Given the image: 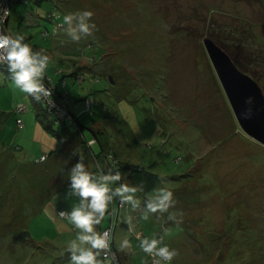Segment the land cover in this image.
I'll return each instance as SVG.
<instances>
[{
	"label": "rangeland",
	"instance_id": "374dc122",
	"mask_svg": "<svg viewBox=\"0 0 264 264\" xmlns=\"http://www.w3.org/2000/svg\"><path fill=\"white\" fill-rule=\"evenodd\" d=\"M52 11L62 24L68 13L93 12V35L73 42L62 27L51 33ZM8 31L50 57L46 75L65 77L72 113L88 99L93 115L81 114L78 129L38 116L0 67V264H69L78 230L57 211L78 202L67 196L68 174L81 156L98 176L91 153L131 164L124 183L143 189L114 231L123 264H148L134 232H161L179 252L168 264H264V146L239 128L202 43L212 36L237 54L264 93V0H16ZM18 105L28 110L19 115ZM41 154L47 160L35 164ZM159 188L173 192L179 225L169 213L143 218Z\"/></svg>",
	"mask_w": 264,
	"mask_h": 264
},
{
	"label": "clouds",
	"instance_id": "9594fccd",
	"mask_svg": "<svg viewBox=\"0 0 264 264\" xmlns=\"http://www.w3.org/2000/svg\"><path fill=\"white\" fill-rule=\"evenodd\" d=\"M93 15L91 11L68 13L64 15L61 27L73 42H79L82 38L93 35L96 25L89 23ZM49 63L50 57L42 51H34L25 42L23 35L0 32V64L7 66L15 87L38 103L48 100L52 94L51 89L46 88L44 84ZM68 176L70 190L67 196L76 198L78 202L71 207V211H61L58 216L61 219L66 218L78 230L75 239L67 245L69 264H113L115 256L112 253L111 234L107 231L98 232L95 226L101 224L109 205L117 198L121 206L128 204L133 209L138 208L140 200L136 198V193L143 190L142 187L128 183H119L118 187H112L122 180L121 171L109 169L99 176H94L87 170L82 156L71 168ZM154 191L155 195L148 198L144 204V219H148L150 213H169V209L175 207L176 201L172 191L166 188ZM182 215L169 213L168 220L179 225L182 223ZM178 216L181 219H177ZM168 231L165 229V235ZM138 239L139 248L152 258V264H161L162 261L169 263L179 256L178 250L163 244V237ZM129 247V240L124 239L120 248Z\"/></svg>",
	"mask_w": 264,
	"mask_h": 264
},
{
	"label": "water",
	"instance_id": "95a60500",
	"mask_svg": "<svg viewBox=\"0 0 264 264\" xmlns=\"http://www.w3.org/2000/svg\"><path fill=\"white\" fill-rule=\"evenodd\" d=\"M202 43L239 128L264 146V93L261 88L249 75L238 70L212 39L206 37Z\"/></svg>",
	"mask_w": 264,
	"mask_h": 264
},
{
	"label": "built area",
	"instance_id": "2783aa9c",
	"mask_svg": "<svg viewBox=\"0 0 264 264\" xmlns=\"http://www.w3.org/2000/svg\"><path fill=\"white\" fill-rule=\"evenodd\" d=\"M31 0H23V3H27ZM13 2H16V0H0V32H4L6 34H10L8 31V24H9V18H10V14H11V5ZM48 20L53 24V34L56 33L57 28H61L62 25V18L61 16H59L56 12H50L47 15ZM6 20L8 21L6 23ZM44 36L46 35V33L43 34ZM0 67L2 69H4L6 72H8L7 70V66L0 64ZM77 80H81V76L78 75L76 76ZM65 78L61 79L59 84L61 85V87L65 86ZM44 84L46 88L51 89V97L48 98V100H42L41 102L44 104V106L47 108L48 112L51 113L52 115H54V117L57 120H68L71 121L72 118L69 114L68 108H67V93L66 92H56L55 91V86H54V81L52 78H50L49 76H45L44 78ZM55 91V92H54ZM55 93V94H54ZM87 107V108H86ZM90 107V103L88 101L85 102V108L88 109ZM26 110V106L24 105H18L14 108V112H16L17 114H21V112ZM16 126L18 128L22 127V120L20 118L16 119ZM93 143V141H90L88 143L91 144ZM46 156L45 155H41L39 158H36L34 160L35 164H40L43 163L46 160ZM102 172H100L101 174ZM120 182H117L114 186L112 185V187H117L119 186ZM128 204H124L123 206H121L119 199L117 198V203L116 200L115 202L113 201L112 204H110L109 206V210L107 212V218L109 220V224L108 226H106L105 228H103L100 232H109L111 234L112 237V253L115 256V260L113 261V264H123L120 260L119 254L117 252V250L114 247V231L117 225V221L119 220L120 217V212L121 209L125 206H127ZM64 211V210H59L57 211V214H59V212ZM66 219V218H65ZM133 237L139 241L138 237L143 238L145 236H143L140 232H134ZM156 238H160L163 237L161 235V232L154 235ZM153 237V236H151ZM149 237V238H151ZM168 262H161V264H167ZM148 264H152V258L148 256Z\"/></svg>",
	"mask_w": 264,
	"mask_h": 264
},
{
	"label": "trees",
	"instance_id": "16d2710c",
	"mask_svg": "<svg viewBox=\"0 0 264 264\" xmlns=\"http://www.w3.org/2000/svg\"><path fill=\"white\" fill-rule=\"evenodd\" d=\"M20 1V0H19ZM22 2H23V0H21ZM31 1H33V2H35V3H37L39 0H31ZM52 12H56V11H52ZM50 13V12H49ZM49 13H47L46 15H45V19L44 20H46V21H48L49 23H51L49 20H48V18H47V15L49 14ZM36 21V20H35ZM37 22L38 23H40L41 24V22H42V19H40V18H38V20H37ZM37 24V23H36ZM36 24H34V25H36ZM52 26H53V24H51ZM47 29V28H46ZM44 30V32H43V34L44 33H46V35L44 36L43 34H42V36L44 37V38H47L49 35H51L49 32H48V30ZM52 33V32H51ZM210 39H212L213 41H214V43L217 45V46H219L228 56H229V58L231 59V61L233 62V64L236 66V68L238 69V70H240L241 72H243V73H245V74H247V75H249L251 78H253L252 77V75L251 74H249V73H247V71H246V68H244V66L242 65V63L240 64L238 61H237V54L235 55L233 52H230L229 50H228V48L227 47H225L222 43H220L216 38H214V37H212V36H210L209 37ZM78 75H80L81 76V80H77V78H76V76H78ZM47 76V75H46ZM73 79H74V81L76 82H78L79 84H81V82H83L84 81V78H83V75L82 74H73ZM61 78V77H60ZM59 78V79H60ZM63 78H65V77H62L61 79H63ZM58 79V80H59ZM60 79V80H61ZM60 80L56 83V82H54V86H55V91L56 92H59V93H61V92H66L67 93V108H68V111H69V114H70V116H71V118H72V120L71 121H69V119L68 120H57L55 117H54V115H52L51 113H49L48 112V110H47V108L44 106V104L42 103V102H40V103H38V102H36L37 104H38V116H41V117H49L50 119H51V121L53 122V123H56V124H59V125H61L63 128H66L67 126H74V127H76L77 129H78V127H79V124H78V117L81 115V114H87L88 116H90V117H92V115H93V112H92V104H91V102L88 100V99H86L85 101H84V104H85V102L86 101H88L89 103H90V107L88 108V109H86L85 108V105H83V107L81 108V110L79 111V112H77L76 114H74V113H72L71 112V110L69 109V106H68V101H69V94H68V92L65 90V88H66V85H67V80L65 79V86L64 87H61V85L59 84V82H60ZM92 82H95V84H97V83H99L98 82V80H92ZM54 91V92H55ZM55 94V93H54ZM43 108H42V107ZM80 131V130H79ZM90 141H93V143H91V144H89L88 145V143L90 142ZM84 146L86 147V148H91L94 144H95V141L93 140V139H89L88 141H84ZM92 154V157H93V160L97 163L96 164V172H98V176L100 175V172H107L109 169H113V170H119V171H121V173H122V180H121V182L122 183H124V180H123V178H124V173H127V172H129V170H131V168H132V166H131V164H127V163H124L122 160H120V159H118L116 156H101V155H98V157H96L95 155H93V153H91ZM36 159V158H35ZM34 159V160H35ZM100 164H103V166H104V168H102L101 166H100ZM137 170L138 171H140V169L137 167ZM116 184V183H115ZM110 206V205H109ZM109 210V209H108ZM58 215V214H57ZM106 215H107V213H106Z\"/></svg>",
	"mask_w": 264,
	"mask_h": 264
},
{
	"label": "crops",
	"instance_id": "0c3cea01",
	"mask_svg": "<svg viewBox=\"0 0 264 264\" xmlns=\"http://www.w3.org/2000/svg\"><path fill=\"white\" fill-rule=\"evenodd\" d=\"M25 41H26V40H25ZM56 72H59V71H56ZM56 72H55V73H56ZM75 73H76V72H75ZM46 74H47V73H46ZM56 79H57V78H56ZM56 82H57V81H56ZM92 83L95 84V82H92ZM35 104L38 105L37 103H35ZM25 106H26V105H25ZM15 107H16V106H14V108H15ZM76 108H77V105H76V106L74 105V108H73V109L78 110V108H77V109H76ZM13 110H14V109H13ZM27 110H28V107L26 106V110L23 111V112H26ZM72 111H74V110H72ZM21 113H22V112H21ZM19 115H20V114H19ZM18 118H19V117H18ZM20 119H21V118H20ZM21 120H22V119H21ZM22 128L24 129L23 122H22V127L20 128V130H21ZM18 129H19V128H18ZM41 155H44V154H41ZM45 155H46V154H45ZM47 158H48V156H47ZM47 158H46V160H47ZM46 160H45V161H46ZM45 161H44V162H45ZM54 189H55V188H54ZM55 190H56V189H55ZM62 210H63V209H62ZM66 220H67V219H66ZM6 221H7V220H6ZM6 223H7V222H6ZM6 223H3V222H2L1 226H6V225H7ZM108 224H109V223H108ZM107 226H108V225H107ZM105 227H106V226H104L103 224H101V225H98V227H97L96 230H97L98 232H100V231H101L103 228H105Z\"/></svg>",
	"mask_w": 264,
	"mask_h": 264
}]
</instances>
